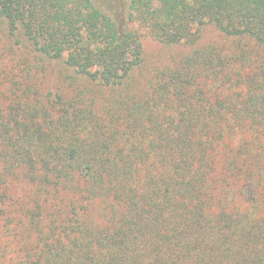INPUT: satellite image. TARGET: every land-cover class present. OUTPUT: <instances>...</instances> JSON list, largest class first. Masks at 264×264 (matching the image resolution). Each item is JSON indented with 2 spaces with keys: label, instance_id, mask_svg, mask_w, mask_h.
I'll return each mask as SVG.
<instances>
[{
  "label": "trees",
  "instance_id": "trees-1",
  "mask_svg": "<svg viewBox=\"0 0 264 264\" xmlns=\"http://www.w3.org/2000/svg\"><path fill=\"white\" fill-rule=\"evenodd\" d=\"M124 3L165 45L223 38L133 91L140 35L95 0H0L27 59L0 80V264H264V0Z\"/></svg>",
  "mask_w": 264,
  "mask_h": 264
},
{
  "label": "rangeland",
  "instance_id": "rangeland-1",
  "mask_svg": "<svg viewBox=\"0 0 264 264\" xmlns=\"http://www.w3.org/2000/svg\"><path fill=\"white\" fill-rule=\"evenodd\" d=\"M98 5H100L103 10L109 14L122 29H132L137 30L140 35V40L143 46V63L141 67L136 69L133 73L135 82H131L132 90L136 91L139 89H145L147 80L155 72L156 69L162 67H173L177 62L188 52H190L195 47H204V46H217L222 40L221 33L212 25L206 24L201 28V34L197 43L193 46H187L185 44L177 45H165L164 43L155 40L144 31L137 27L135 23L128 22L126 18V6L123 4V0H95ZM13 39L7 35V29L3 21L0 20V80L2 76V69L5 62L12 60V64L6 67V73L8 68L11 66H16L20 64L16 69L17 71L22 70L18 73L27 75L25 64L27 59L21 58L23 54L19 50L16 52L13 51ZM31 57V56H30ZM20 58V59H19ZM36 59L31 57V77L32 83L37 85V88L40 89L38 94H45L50 91H55L57 87L62 85L61 76L63 70L61 71V63L58 61H51L50 63L42 62L44 65L41 66L38 62L34 63ZM24 62V63H23ZM5 70V69H4ZM3 88V85L1 86ZM8 192L14 197H20V201L23 200L29 192V188L16 183L14 187L8 189ZM1 240V239H0ZM2 263L6 264V255L4 258H1Z\"/></svg>",
  "mask_w": 264,
  "mask_h": 264
}]
</instances>
